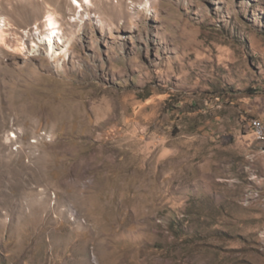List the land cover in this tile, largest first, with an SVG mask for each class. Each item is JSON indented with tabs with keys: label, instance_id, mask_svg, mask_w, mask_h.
Returning a JSON list of instances; mask_svg holds the SVG:
<instances>
[{
	"label": "rangeland",
	"instance_id": "obj_1",
	"mask_svg": "<svg viewBox=\"0 0 264 264\" xmlns=\"http://www.w3.org/2000/svg\"><path fill=\"white\" fill-rule=\"evenodd\" d=\"M70 3L0 0V264H264V0Z\"/></svg>",
	"mask_w": 264,
	"mask_h": 264
},
{
	"label": "bare ground",
	"instance_id": "obj_2",
	"mask_svg": "<svg viewBox=\"0 0 264 264\" xmlns=\"http://www.w3.org/2000/svg\"><path fill=\"white\" fill-rule=\"evenodd\" d=\"M100 1L102 2L101 10H103L104 12L112 11L113 16L115 17L118 14H117V10H115L114 12V9L115 8L118 9V6H121V8L124 7L123 6L124 0H121L119 4H116L118 3V1H115L114 4L111 2V0H100ZM91 3L92 0H71L70 8L76 9L77 7H79L78 19H81L82 13L80 12L85 11V9H89L91 7ZM99 13L102 12L99 10ZM76 20L77 18H73L72 22ZM45 28H46V32L42 37V40L46 44L47 52L51 54L53 53V51L56 52L55 44L57 43L63 44L64 41L63 36L61 34V30L58 26V21L51 12H48V14L46 15ZM35 46L36 43L32 44V48H36ZM249 126L251 127L250 129L257 139H264V134L260 133V131L264 132V120L257 117H252L249 122Z\"/></svg>",
	"mask_w": 264,
	"mask_h": 264
},
{
	"label": "built area",
	"instance_id": "obj_3",
	"mask_svg": "<svg viewBox=\"0 0 264 264\" xmlns=\"http://www.w3.org/2000/svg\"><path fill=\"white\" fill-rule=\"evenodd\" d=\"M250 128H251V127H250ZM260 133H261V134H264V132H263V131H260Z\"/></svg>",
	"mask_w": 264,
	"mask_h": 264
}]
</instances>
